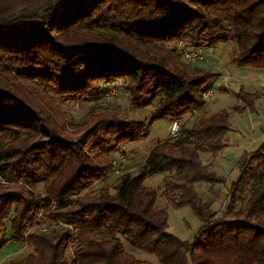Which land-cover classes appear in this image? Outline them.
<instances>
[{"label":"trees","instance_id":"trees-1","mask_svg":"<svg viewBox=\"0 0 264 264\" xmlns=\"http://www.w3.org/2000/svg\"><path fill=\"white\" fill-rule=\"evenodd\" d=\"M225 41L232 65L264 71V0H0V231L9 218L8 240L27 248L1 264H153L122 239L159 264H264V139L237 159L221 216L195 189L225 183L212 168L230 111H200L218 73L184 63L172 43ZM114 79L133 108L156 101L148 122L101 105ZM235 97L232 111H254L259 94ZM61 102L92 105L71 120ZM192 111L135 172L91 189L120 144ZM155 173L160 186L144 185ZM158 195L197 216L191 241L166 232Z\"/></svg>","mask_w":264,"mask_h":264},{"label":"rangeland","instance_id":"rangeland-1","mask_svg":"<svg viewBox=\"0 0 264 264\" xmlns=\"http://www.w3.org/2000/svg\"><path fill=\"white\" fill-rule=\"evenodd\" d=\"M172 44L177 47L179 53L180 49L184 46L197 48L202 52V55H204L206 59L203 62L196 63V66L207 68L217 72L218 74L223 73L225 75H227V71L225 69L227 65H229V58L236 48L235 44L231 41L219 42L215 46L207 48L203 45L195 47L182 42ZM179 58L182 61L180 54ZM237 81L238 80H235V78L228 79V84L229 82L236 83ZM122 83V80L114 79L112 82H109L108 86H104L106 91L107 89L109 91L113 88L114 90L111 91L114 92L109 93L107 95L108 97L104 96L101 101V105L106 106L109 109L113 108L128 116H133L148 122L154 111L156 101L154 100V102H151L142 108H133L127 99L126 92L121 86ZM223 86L224 84L222 82L218 83L216 88L213 90V95L204 102L200 111L204 112L206 115H210L221 109L230 110V108H232L235 104V96L228 93L226 89L222 91ZM61 104L66 108L67 117L71 120H79L85 113H87L92 105L89 102H61ZM194 115L195 114L185 113L179 119V123L186 124L184 122L187 121L189 124ZM239 117V114L235 112L230 113L228 118L229 131L227 132V144L213 160V171L217 175L223 176L225 178V183L215 184V186L212 187L213 189H210V185L206 182H198L195 184V189L198 195L208 204V209L215 212V217L221 216L225 209L228 186L230 181L235 177V165L240 154L244 150L254 149L260 144V142H255L246 147L245 138H233V134H235L233 130L236 129V120ZM168 124L169 121L165 118H156L152 120L145 136H142L134 141L120 144L118 149L109 157V160L111 157H115L120 151H122L125 154L123 168L128 172H135L142 165L145 156L153 143L158 139L169 137L167 132ZM200 158L204 163L210 160L208 153H201ZM162 176L163 173L152 174L145 178L143 183L146 186L156 188L157 186H160ZM115 179V177L107 175L104 179H102V181L94 184L91 189H97L101 185H107L110 187L115 182ZM155 205L158 208L166 209V232L171 233L182 240L191 241L193 239L201 223L188 206H171L163 197L159 195L155 199ZM9 235L10 229L8 218L5 220L4 227L0 231V243L1 241H5L0 247V264L7 259L22 256L27 252V248L23 245V243L8 240ZM122 244L124 249L133 254L136 258L150 261L153 264H159L154 256L131 248L123 239ZM68 263L71 264L70 259H68Z\"/></svg>","mask_w":264,"mask_h":264},{"label":"crops","instance_id":"crops-1","mask_svg":"<svg viewBox=\"0 0 264 264\" xmlns=\"http://www.w3.org/2000/svg\"><path fill=\"white\" fill-rule=\"evenodd\" d=\"M225 70L227 71L228 78L219 79V83L222 82L224 84L222 91L226 89L228 93L235 96L238 88H241L244 91L256 92L259 94V97L254 102V111H249L246 108L241 109L239 112L232 111L234 106L240 105V102L236 97L235 104L230 110H227L230 111V113L235 112L240 116L236 120L237 125L236 129L233 130L235 133L233 134V138H245L246 147L252 143L261 142L264 139V71H256L248 67L234 66L230 62ZM232 78H235V80L238 81L236 83L229 82L228 84V79ZM236 175L237 172L235 177Z\"/></svg>","mask_w":264,"mask_h":264},{"label":"built area","instance_id":"built-area-1","mask_svg":"<svg viewBox=\"0 0 264 264\" xmlns=\"http://www.w3.org/2000/svg\"><path fill=\"white\" fill-rule=\"evenodd\" d=\"M180 57L182 61L188 65H195L196 63L203 62L206 57L202 55V52L199 51L197 48L191 47V46H184L180 49ZM227 78V75L223 73H219L216 78L201 92V98L203 101H206L208 98H210L213 95V90L216 88V86L219 83V79ZM109 82H112V80L104 81L103 86H108ZM109 88V87H108ZM111 90H114L113 88ZM111 90L107 93L105 92V97H108L107 95L109 93H113ZM190 114H196V111H192ZM184 123H187L184 122ZM179 119H175L169 122L167 127L168 135L171 137H176L179 134V127H180ZM125 161V154L120 151L115 157H111L110 162V172L109 175L117 178L119 175L124 174L125 172H128L126 169L123 168V162Z\"/></svg>","mask_w":264,"mask_h":264}]
</instances>
